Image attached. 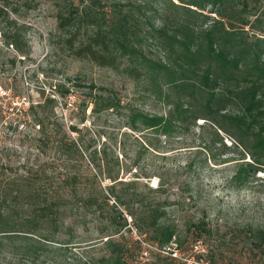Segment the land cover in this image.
<instances>
[{
  "label": "trees",
  "instance_id": "1",
  "mask_svg": "<svg viewBox=\"0 0 264 264\" xmlns=\"http://www.w3.org/2000/svg\"><path fill=\"white\" fill-rule=\"evenodd\" d=\"M16 4L0 0V35L3 46L23 60L30 58L32 45L29 26L18 18L21 6ZM93 5L62 9L58 37L52 41L55 48L132 79L142 97L164 104L165 112L125 106L114 91L92 85V100L83 101V111L90 105L94 113L128 108L124 126L130 131L121 138L104 131L102 143L97 135L86 139L79 134L78 143L68 136V129L62 135L63 126L52 121L58 100L42 90L43 99L28 110L38 127L36 160L22 171L0 163V256L8 252L20 259H49L75 242L79 226L93 221L103 224L99 242L113 249L96 264L125 263L127 243L116 249L113 239L129 225L119 205L152 246L171 247L179 223L167 199L151 200L137 186L142 177L151 176L136 169L135 179H120L123 170L133 168L120 159L128 156L127 140L133 137L141 143L145 131L171 137L197 127L201 133L195 132L193 142L200 143L212 127L213 142L228 146L220 134L225 132L252 158L239 162L231 181L246 182L264 168V10L259 0H127L115 2L111 13H100ZM199 119L204 122L198 124ZM56 160L61 163L57 168ZM186 164L193 167L195 161ZM159 177V185L150 189L163 195L171 183ZM100 178L114 183L106 193L97 188V194L87 184ZM112 196L116 204L111 205ZM199 230L201 236L204 228ZM256 230L253 237L261 248L264 229Z\"/></svg>",
  "mask_w": 264,
  "mask_h": 264
},
{
  "label": "rangeland",
  "instance_id": "2",
  "mask_svg": "<svg viewBox=\"0 0 264 264\" xmlns=\"http://www.w3.org/2000/svg\"><path fill=\"white\" fill-rule=\"evenodd\" d=\"M13 1L21 6L18 18L29 26L32 53L30 58H16L12 48L3 46L0 35V163L22 171L36 160L34 145L38 127L28 110L33 103L43 99L42 90L46 96L51 95L58 100L52 121L63 126L62 135L68 129V136L78 143L79 134L86 139L97 135L100 138L98 142L102 143L106 136L104 131L120 138L124 131H130L124 126L128 108L119 110L121 115L112 110L94 113L92 105L83 111V101L88 103L92 100L89 93L92 85L114 91L125 106L133 105L150 113L165 112L164 104L143 98L132 79L89 59H76L56 49L52 43L58 37L62 9L65 11L70 5L88 7L94 3L96 11L111 13L115 2L123 4L127 0ZM259 3L264 10V0H259ZM203 122V119L197 121L198 124ZM72 126L76 131L71 130ZM193 130L183 136L171 137L153 133L154 130L144 134L137 132L144 140L141 143L133 137L127 140L128 156L123 158L121 155L120 159L122 164L131 163L133 168L131 171L123 170L120 179H135L136 169L151 176L142 177L137 186L151 200L167 199V207L179 223L171 247L184 257H194L209 264H264V246H257L258 242L253 237L256 229H264V168L246 182L231 181L239 162L252 161L251 156L225 132L220 131V134L228 145L226 147L220 141H212V127H207L200 143L193 142L195 132L196 135L201 133L200 128L193 127ZM207 146L210 149L207 150ZM196 149L203 150L197 152ZM46 158L52 159L51 156ZM205 159L207 162L203 168L199 167ZM191 161H195L193 167L186 164ZM73 162L79 166V157L73 158ZM59 164V160L54 161L56 168ZM92 173L91 170L89 175ZM161 174L171 183L163 195L150 189L159 185ZM113 183L111 179L100 178L87 187L95 193L97 188H102L106 193ZM116 190H121V186L117 185ZM76 192L79 194V187ZM110 204H116L113 196ZM118 207L129 223L128 228H122L113 236L116 249L120 243H127L122 253L125 263L121 264L185 263L178 262L177 258L175 261L167 258L165 255L169 254L152 246L147 236L138 232L133 217L124 206ZM101 227L103 224L93 221L79 226L75 242L57 249L49 259H20L4 252L0 256V264H96L109 257L113 250L99 242ZM200 228H204L201 236L198 234ZM131 242L132 246H128Z\"/></svg>",
  "mask_w": 264,
  "mask_h": 264
},
{
  "label": "built area",
  "instance_id": "3",
  "mask_svg": "<svg viewBox=\"0 0 264 264\" xmlns=\"http://www.w3.org/2000/svg\"><path fill=\"white\" fill-rule=\"evenodd\" d=\"M162 252L171 255L173 258H177L179 260L184 261L186 264H209L208 262H203L196 260L194 257L193 258H187L184 257L181 253H179L178 250L174 249L173 247H165L164 249L161 250Z\"/></svg>",
  "mask_w": 264,
  "mask_h": 264
}]
</instances>
